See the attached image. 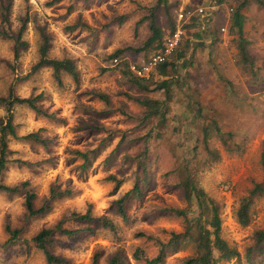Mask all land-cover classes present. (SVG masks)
Instances as JSON below:
<instances>
[{"label":"rangeland","instance_id":"obj_1","mask_svg":"<svg viewBox=\"0 0 264 264\" xmlns=\"http://www.w3.org/2000/svg\"><path fill=\"white\" fill-rule=\"evenodd\" d=\"M240 5L241 30L231 24ZM198 7H207L211 18L195 15ZM183 9H190L191 16L180 20ZM151 13L163 42L171 22L181 33L169 56L172 68L164 76L153 67L145 90L123 75L122 64L141 65L156 52V44L140 52L125 50L117 64L110 55L118 48L143 45L151 34ZM23 23L21 37L27 46L15 58L14 37ZM40 30L50 37V57L73 60L77 82L62 73L59 85L47 66L33 71ZM164 79L170 80L167 93L155 88ZM40 92L44 97L37 103L53 117L15 105L12 121L18 135L38 131L48 145L9 136L11 159L37 163L27 167L9 161L0 181L14 185L28 180L35 207L44 203L52 186L70 187L72 193L51 199L44 214L28 216L24 190L0 191V264H47L32 236L57 223L80 230L72 236L54 231L51 236L49 249L69 264H92L94 255L98 264H107L116 252L128 264H143L133 256L136 248L151 257L157 252L155 240L167 241L170 232H183L187 225L163 208L185 209L191 221L198 217L194 199L183 196L182 182L188 177L219 204L220 235L239 253L218 264H264V240L257 242L255 236L264 230V193L252 196L247 224L236 215L254 184L264 186V9L256 0H0V97ZM96 92L106 94L109 103ZM144 98L153 113L137 101ZM5 115L0 104V118ZM212 122L233 135H225L223 142ZM205 126H211L206 145ZM96 147L100 154L86 171L77 167L81 159L69 161L72 149ZM109 174L122 179L114 193ZM136 183L141 192L125 200L124 219L114 201ZM88 208L92 221L73 216ZM101 217L115 229L104 228ZM6 224L20 229L12 242L7 241ZM141 233L154 238L147 240ZM184 246L164 264H184L182 259L195 254L193 243Z\"/></svg>","mask_w":264,"mask_h":264},{"label":"trees","instance_id":"obj_2","mask_svg":"<svg viewBox=\"0 0 264 264\" xmlns=\"http://www.w3.org/2000/svg\"><path fill=\"white\" fill-rule=\"evenodd\" d=\"M259 5L264 9V0H256ZM240 5L238 8L234 10L231 16V24L233 27L241 30L243 25V14L241 13ZM8 6L4 7L5 13L8 10ZM211 16V14H210ZM209 16V17H210ZM208 17V18H209ZM211 18V17H210ZM149 29L150 36L143 42L141 47L133 48H118L111 55V58H120L123 52L127 49L134 51H144L146 48L151 47L156 44L155 50L158 51L164 47V42L162 41V31L159 26L156 24L153 13L149 16ZM24 23L20 26L16 36L14 37V57L17 58L19 55L20 49H25L27 43L22 39L21 34L24 29ZM175 31V24L171 22V31L172 34ZM50 47V37L43 30H40V42L38 46L39 51V59L33 65V71H36L42 67H50L52 69V74L54 79L57 81L59 85H61V74L67 73L69 74L74 81H78V70L70 58H53L48 54V50ZM181 57L182 54H179ZM172 62L166 61L158 64L156 69L161 75H167L168 66L172 68ZM121 72L124 76H127L129 81L138 87H142L145 90L149 89L148 78H142L134 74L129 67L127 62L122 64ZM170 80L164 79L160 82H156L155 88L157 89H165L166 93L168 91V84ZM95 95L106 104L109 103V98L106 94L102 92H96ZM44 97V94L40 92L35 96L28 97H20L13 95L10 93L6 97H0V104L5 106L6 115L4 118H0V172L5 169L6 164L9 161L16 162L19 166L25 165L27 167H31L37 162H29L26 160H22L20 158L11 159L9 156L12 154V150L8 147V137H12L14 139H23L33 142H38L43 145H48L49 140L44 138L38 131L28 132L24 135H18L16 133V127L12 121V107L15 105H25L33 110L37 114H42L47 117H53V114H47L44 109L40 107L37 103L39 99ZM138 102L145 104L150 109V113H153V106L149 104V100L147 98L138 99ZM157 112V111H156ZM212 129L215 134L219 136V138L225 142V135L232 136L233 133L231 131L223 132L219 125L216 122H212ZM211 126L203 127V142L206 145V139L209 136ZM207 151L212 154L214 158L218 157V153L216 150H210L207 148ZM74 153V157L70 158L69 161H72L74 158H79L82 162L77 166L79 171L82 173L86 171L87 167L91 164V161L100 154L101 149L96 147L93 149H72ZM113 151L110 153L112 154ZM261 164L264 169V150L261 155ZM82 175V174H80ZM107 179L114 183L113 185V193L119 188L122 183V179L116 177L114 174H109ZM29 185L28 180H24L18 184L9 185L0 181V191L5 192L7 194H14L21 192L24 190V206L26 209V213L28 216H36L40 214H44L50 208V200L56 197H61L63 195H70L72 193V189L70 187H66L64 189H60L59 186H52L50 189V194L48 198L44 201V203L39 206H34V198L35 193L30 189H27ZM183 196L186 200L194 199L197 207V216L194 220H189L187 217V211L185 209L172 208L167 207L163 208L164 211L172 213L174 215H178L186 220L187 225L183 232H170V235L167 241L155 240V244L157 245V252L148 257L145 255L143 249L136 248L133 252V256L136 260H140L143 264H164L168 255L175 253L185 247V244L193 243L195 247V254L185 257L182 259V263L184 264H218L219 260H227L233 257H238L239 253L234 248L231 247L226 240H224L220 235L221 230V219L219 214V204L211 197H209L206 192L197 186V184L188 177L184 182H182ZM140 187L136 183L133 187L126 191L121 198L116 199L115 205L117 212L126 219V212L124 210V202L127 198L135 197V195L140 194ZM257 193H264V186L262 183H255L253 188L250 190L249 195L245 196L241 199L239 207L237 209L236 215L237 219L241 224H247L250 220L249 216V208L252 201V196ZM206 214H209V218L206 217ZM73 216L79 221H92L94 218L91 215L90 209L88 208L84 213H73ZM204 218V220H202ZM101 225L104 228H108L110 230H114L115 226L108 219L101 217L98 218ZM5 230L9 233L10 237L8 238V242H12L17 235L20 233L19 228H11L9 224L5 225ZM54 231H58L59 233L67 236H72L79 232L78 229H68L62 228L60 223H57L54 227H43L40 229L35 235L32 236V241L34 242L37 249L41 250L45 256V260L47 264H69V260L66 257L54 254L50 249V245L52 243V234ZM144 236L145 234H140ZM147 240H151L154 237L150 234L145 235ZM256 240L257 242H262L264 240V230L256 231ZM97 255H94L92 264H98ZM107 264H128L125 257L120 252H116L113 256L110 257Z\"/></svg>","mask_w":264,"mask_h":264},{"label":"built area","instance_id":"obj_3","mask_svg":"<svg viewBox=\"0 0 264 264\" xmlns=\"http://www.w3.org/2000/svg\"><path fill=\"white\" fill-rule=\"evenodd\" d=\"M208 8L207 7H198L194 13L195 15H198L199 17H203V19H207L210 16L207 14ZM191 14L190 9H183L182 11L179 12V18L182 20L185 17H190L189 15ZM180 29H176L172 34H170L165 42H164V47L153 54H151L147 60H145L141 65H136V64H130V70L136 74L139 77L142 78H148L150 71L153 69V67L157 66L160 63L166 62L169 60V56L172 54V52L175 50L178 41H179V34H180ZM114 64H117L120 62L119 59L114 58L113 59Z\"/></svg>","mask_w":264,"mask_h":264}]
</instances>
